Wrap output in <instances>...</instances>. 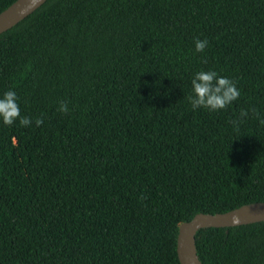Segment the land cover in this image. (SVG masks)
Listing matches in <instances>:
<instances>
[{
    "label": "trees",
    "instance_id": "1",
    "mask_svg": "<svg viewBox=\"0 0 264 264\" xmlns=\"http://www.w3.org/2000/svg\"><path fill=\"white\" fill-rule=\"evenodd\" d=\"M201 70L239 98L193 110ZM8 90L33 123L0 122V264H180L181 223L264 202V0H46L0 34ZM195 246L264 264V222Z\"/></svg>",
    "mask_w": 264,
    "mask_h": 264
},
{
    "label": "clouds",
    "instance_id": "2",
    "mask_svg": "<svg viewBox=\"0 0 264 264\" xmlns=\"http://www.w3.org/2000/svg\"><path fill=\"white\" fill-rule=\"evenodd\" d=\"M207 46V39H197L194 41V47L197 53H202ZM191 85L192 94L188 99L193 110L204 108L212 112L220 111L227 108L240 96V91L237 89L235 82L218 75L215 71L201 70L197 72L191 81ZM58 111L68 113L69 108L67 103L61 102ZM252 111L256 118L259 119L260 124L264 125V118H260V114L256 110L253 109ZM248 115L249 112L247 110H241L240 118L231 121V123L239 127L243 118ZM17 121L23 127H28L33 123L30 118L21 116L15 91L8 90L0 96V122L5 126H12ZM43 122V119L37 118L35 125L40 127ZM233 223H239V219L234 217Z\"/></svg>",
    "mask_w": 264,
    "mask_h": 264
},
{
    "label": "water",
    "instance_id": "3",
    "mask_svg": "<svg viewBox=\"0 0 264 264\" xmlns=\"http://www.w3.org/2000/svg\"><path fill=\"white\" fill-rule=\"evenodd\" d=\"M46 0H15L0 12V34L26 18ZM239 223H233V218ZM264 222V202L242 205L224 213H198L179 225L176 251L180 264H202L198 258L195 235L205 228H226Z\"/></svg>",
    "mask_w": 264,
    "mask_h": 264
}]
</instances>
